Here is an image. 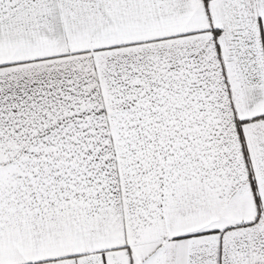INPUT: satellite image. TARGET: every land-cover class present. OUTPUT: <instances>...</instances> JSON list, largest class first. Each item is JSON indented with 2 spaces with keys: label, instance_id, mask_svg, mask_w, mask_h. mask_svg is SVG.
I'll use <instances>...</instances> for the list:
<instances>
[{
  "label": "snow or ice",
  "instance_id": "6c2138e0",
  "mask_svg": "<svg viewBox=\"0 0 264 264\" xmlns=\"http://www.w3.org/2000/svg\"><path fill=\"white\" fill-rule=\"evenodd\" d=\"M0 264H264V0H0Z\"/></svg>",
  "mask_w": 264,
  "mask_h": 264
}]
</instances>
